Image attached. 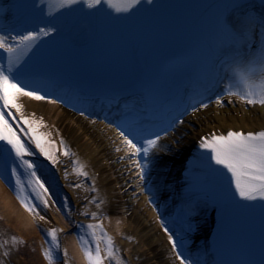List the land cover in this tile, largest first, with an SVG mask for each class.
<instances>
[{"label":"bare ground","instance_id":"1","mask_svg":"<svg viewBox=\"0 0 264 264\" xmlns=\"http://www.w3.org/2000/svg\"><path fill=\"white\" fill-rule=\"evenodd\" d=\"M9 3L10 0H4L5 5L10 6ZM255 10L258 13L260 11L258 7ZM260 15L263 16L262 13ZM255 19L256 17H252V15L249 17L247 14L241 17L236 14L232 21L235 22L239 31H253L254 29V32L257 33L254 27ZM50 33L53 32L50 31ZM69 35H73L76 39L81 38L77 32L69 33ZM262 91H259L256 99L259 98ZM247 99L240 96L226 97L225 101L233 105V109H229L227 114L216 110L214 115L208 117H204V113H198L195 118L190 117L177 132L166 139L162 150H170L178 161L182 162L185 160L183 154L207 134H227L230 130L263 131L264 114L256 117L246 116L243 108ZM17 100L16 102L21 106L19 111L15 109L18 118L23 123L27 119L33 124H37L38 136L43 138L42 145L49 154L50 150H55L62 145L63 150H66L64 149L66 147L72 153L71 162L73 164H77V160L80 161V166L86 173L84 175L89 178L96 191L94 198L99 201V210L89 212L84 209L87 194L85 190L81 192L78 190L79 193L72 192L75 212H71L68 204L60 202L61 206L59 207L64 212L63 216L53 203L49 206L45 203L48 201L46 192L39 188L34 178L35 181L30 185L38 194L36 202L42 201L40 204L43 210L29 211L27 207L25 208L18 202V199L22 201L20 197H23V194L18 191L17 194L19 193L20 197L18 196L17 199V196H14L0 177V205L4 219L14 225H19L22 222L19 217L26 216L30 220L21 230L17 226L16 228L10 226V231L12 230L22 238H26L23 233L30 239L34 237L39 245V238L42 236L37 234L36 229L38 228L41 232L43 227L50 231L55 229L58 235L56 242L52 243V251L56 255L55 260H61L64 255L65 259L62 264H77L78 262L83 264L77 244L70 240V233L79 230L83 233L82 228L89 223L84 219L85 216L87 214L96 215L104 211L110 213L109 219L105 222L109 231L101 230L104 245L100 247V254L104 257V264H181V258L173 246V238L157 222L158 213L153 207L155 204L143 191V182L139 178V171L134 167L130 157L131 150L124 145V140L117 130L111 124L87 118L82 113L69 109L61 102H48L46 99L37 101L26 96H20ZM25 127L24 123L23 128ZM0 144L5 147L7 152H12L10 146L5 142L0 141ZM16 158L15 154L14 156L10 155L11 162L18 164ZM13 167L15 168L14 165ZM129 196L133 198L134 202L128 199ZM69 215L74 218V222H72V218L71 221L67 220L70 218ZM97 221L99 222V220ZM207 231L209 233L208 226ZM81 232L80 234L83 235ZM105 233L114 242L112 258L107 257ZM197 236L198 244L208 242V238L203 237L202 229L199 230ZM96 239L94 237V241ZM193 245L195 243L191 246ZM21 259L27 260L22 256ZM201 261L203 264H210L208 260L202 259ZM43 264H47V262L44 260ZM184 264H186L185 261Z\"/></svg>","mask_w":264,"mask_h":264},{"label":"snow or ice","instance_id":"2","mask_svg":"<svg viewBox=\"0 0 264 264\" xmlns=\"http://www.w3.org/2000/svg\"><path fill=\"white\" fill-rule=\"evenodd\" d=\"M81 2L82 0H60L59 7H69ZM83 2H86L89 8H94L97 5H100L102 0H83ZM107 2L110 7L120 12L128 11L136 4H139L140 0H127L124 4L118 3L116 0H107ZM148 3L151 4L152 0H148ZM50 25L51 28L48 31L40 29L38 33L28 32L27 34L21 35L19 37V44L24 45V50H27L32 46L31 42L37 40L39 34L48 35L50 31L55 30L58 27L55 24ZM0 49L10 54L8 57V68L5 70L0 66V141H3L10 146V150L27 169H35L36 166L34 163L24 159L26 155H31L32 153L29 152L24 142L19 139L15 131L12 129V126L8 123L5 110H9L8 115H11V108H15L19 111L21 106L16 101L20 96L30 97L37 101H43L46 97L40 95L35 90H26L25 87H22L20 83L17 82L16 78L12 75V63L15 59H18V57H13V55H11L15 54L17 49L7 44L2 36H0ZM255 95L256 94L252 92H249L248 94L249 97H254ZM247 103H259L264 105V91L259 94L258 99L248 98ZM201 106L207 107V105ZM12 118L15 119V117ZM24 123L30 122L25 119ZM32 131L34 133L35 129H32ZM120 135L124 137V142L132 151L133 155H148L149 152L157 148L160 140L159 135H157L155 139H148L144 142V146L139 147L136 143H133V140L129 139L124 132H121ZM34 138L37 148H39L49 159H53L42 145L43 138L41 136H35ZM201 146L205 149H209L213 153L212 159H214L215 163L223 166V168L231 174L235 183L236 192H238L243 200H264V131L245 133L243 131L230 130L227 134H212L210 138L205 137L203 139ZM64 154L68 155V152L65 151ZM13 173H15L14 168ZM83 174L86 175V173ZM31 175L35 176V171H32ZM36 183L44 192L48 191L38 177L36 178ZM20 198L29 211H34V206L28 205L25 198ZM45 203L47 202L45 201ZM41 219H43V217H41ZM89 227L92 228L94 226L89 225ZM98 227L102 228L103 226L99 225ZM165 230L167 231V229ZM49 234L53 240L57 239V230L53 229ZM104 238L106 241L107 257L112 258L114 255V242L106 233L104 234ZM173 246L175 247L174 240ZM84 250L89 264H103L104 257L100 254L98 244L93 252V250L85 243ZM45 256L49 261L52 260L50 250L45 252ZM181 264H184L182 257Z\"/></svg>","mask_w":264,"mask_h":264},{"label":"rangeland","instance_id":"3","mask_svg":"<svg viewBox=\"0 0 264 264\" xmlns=\"http://www.w3.org/2000/svg\"><path fill=\"white\" fill-rule=\"evenodd\" d=\"M230 105L225 108V107H218V108H212L209 114L215 113V109H217V111H222L224 110L225 113L227 112V109H230ZM246 113L248 115V117L252 116H256V115H260V114H264V109L261 111V109H252V108H245ZM1 205H0V233H4L2 234L4 237L6 236L7 233H5L6 231H8V229L10 228V226L15 227L16 226L21 230L23 226H25V223H28L30 220H28V218L25 217H19L20 222L19 225H14L12 223H9L7 221V219H4V216H2L1 212ZM40 218V217H39ZM58 219V218H56ZM60 221V219H58ZM46 228H44L43 230H45ZM36 232L38 235L42 236V238H39V240L42 242V240L44 239L45 241H47L48 239V232L47 234L41 232L38 228L36 229ZM24 236L29 239L27 241V245L23 246V247H17L16 246V241L14 239H11L10 237H8V241H3L0 240V264H43V259H41L42 257L40 256V252L37 250L38 244L36 242V239H30L28 238V236L23 233ZM39 241V242H40ZM38 242V243H39ZM18 248V249H17ZM25 257L27 260H20V257Z\"/></svg>","mask_w":264,"mask_h":264}]
</instances>
